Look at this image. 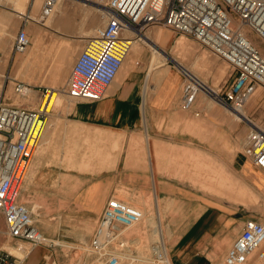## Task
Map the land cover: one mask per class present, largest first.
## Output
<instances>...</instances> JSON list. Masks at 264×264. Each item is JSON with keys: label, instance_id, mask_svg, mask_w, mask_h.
Listing matches in <instances>:
<instances>
[{"label": "rangeland", "instance_id": "1", "mask_svg": "<svg viewBox=\"0 0 264 264\" xmlns=\"http://www.w3.org/2000/svg\"><path fill=\"white\" fill-rule=\"evenodd\" d=\"M15 1L14 3L10 1L0 7V57L5 69L3 73L10 72L15 79L33 84L32 86L35 88L31 92L38 95V100L30 101L32 94L30 97L14 94L11 85L6 88V99L9 103L24 108L37 109L43 97L46 96L45 102H47L51 92H55L48 109L46 128L48 141H45V132L32 159L21 202L25 203L32 211L35 224L45 238L42 245H48L53 249L55 258L57 257L61 264H97L90 249V241L97 224L96 220L89 218L90 213L83 209L86 207L85 205H72L69 202L79 203V200L86 199L81 196L89 187L97 185V197L88 198V200L92 204V209L99 215L102 208L99 205L100 195L105 185H109L110 170L116 166L117 157L111 155L110 148L102 147V144L96 141L92 143L82 141L79 139L80 134L77 131L66 130L64 132V126L61 124L53 126L52 123L56 116L61 115V112L65 115L69 108L77 102L70 99L65 93L68 80L73 65L87 41L93 37L96 28L105 24L109 12V0H63L61 12L57 13L56 11L54 13H57L55 18L59 25L52 30L50 29L53 26L51 22H47L45 27L38 23H36L38 26H35L32 21L29 22L25 29L30 37L31 46L25 53L18 54H14L12 48L23 22L18 17V4H15ZM39 1L41 4L42 0ZM64 3L65 14L63 12ZM38 6L39 2L30 13L32 17L37 18L39 15ZM28 7L29 0L24 7V14H26ZM154 29L159 30L162 35L167 34L169 36L170 42L166 46V51L170 58L163 60L162 63H169L175 72H177L178 67L173 58L208 87L215 89L217 94L223 90V86L228 85L233 80L232 71L228 65L193 39L176 34L161 26L152 27L145 33ZM245 31L256 46L259 47L258 42L264 45V42L251 30L245 28ZM86 35H88L87 38H85ZM142 43L145 44L141 41ZM146 45L143 46L147 47L152 54L153 49ZM34 47V53L37 52L38 54L32 57V60H28L33 54L29 52ZM160 53L163 55V51ZM262 53L264 54L263 51ZM32 65L35 67L33 79H31ZM141 66L142 63L137 67ZM157 68L158 66L150 68L146 90L150 88L149 80ZM122 72L123 66L113 81V86L118 85L119 80L125 75ZM141 79L144 78L141 77ZM36 80H39L38 84ZM183 81L184 77L180 79V89H182ZM201 94L203 95V93ZM207 96L205 101L214 107L216 115L228 117L226 125L232 131L230 155L233 159L236 153L243 148L244 135L239 134V132L244 128L245 125L242 121H246V118L241 116L239 112L220 105L213 97ZM15 100H18L19 104ZM244 110L247 111L245 117L253 119L258 126L264 127V87L257 90ZM201 120H203L202 116H200ZM199 127L200 132L208 131L205 125H199ZM247 132L248 128L246 129ZM120 138L123 137L120 136ZM121 141L120 139V155L123 151ZM198 160L199 193L200 195L201 193L208 195L204 199L206 203L199 206L200 212L207 205H211L223 213L234 215L236 218L241 216L247 220L253 219L264 224L263 170L254 169L249 164L247 169L249 172L245 175L224 165L217 158L212 159L200 154ZM30 172H34L31 177ZM244 176L247 178L246 180ZM65 184L72 185L71 188L74 190L72 195L62 196L63 190L69 191L68 188H61ZM52 186L54 190H50ZM29 189L32 191L30 195ZM91 193V196H96V192L92 191ZM122 194H125L123 190L114 197L140 209L144 216L137 225L124 229L122 231L123 244L114 246L120 258V264H178L170 254V244L165 236L166 224H174L175 222H167L162 219L160 200L158 199L159 202L156 204V199L150 193L145 198L137 196V202H131ZM3 221L0 214V225ZM174 229V232H180L179 229ZM162 246L166 252L168 249L170 262L164 258ZM216 250L217 252L211 254V264H224L226 255L222 253L221 247L216 248ZM166 252L164 251L165 255H167ZM157 253L162 255L163 259H160ZM53 262L54 258H51L50 264ZM245 264L264 263L258 261L256 255L253 254Z\"/></svg>", "mask_w": 264, "mask_h": 264}, {"label": "built area", "instance_id": "2", "mask_svg": "<svg viewBox=\"0 0 264 264\" xmlns=\"http://www.w3.org/2000/svg\"><path fill=\"white\" fill-rule=\"evenodd\" d=\"M36 0H29V11ZM59 0H42L39 15L21 14L23 26L13 43L14 54L31 46L26 31L29 22L43 24L56 12ZM104 25L96 28L73 65L65 93L75 101H101L122 67L131 42L148 29L166 27L189 37L225 62L233 80L217 95V102L233 111L246 107L260 87H264V54L248 37L245 28L264 42V0H109ZM248 35V36H247ZM181 105L190 109L200 93L207 92L201 80L187 70ZM11 85L16 95H28L35 86L19 81L10 72L0 73V214L7 235L40 246L45 238L37 228L32 211L21 196L35 151L46 131L48 108H24L6 99ZM251 124L243 152L264 171V127ZM143 212L123 200H108L93 232L90 249L97 264H120L114 246L123 244L122 231L143 219ZM158 257L162 258L159 253ZM256 255L264 263V224L248 219L224 264H245ZM8 251L0 254V264H21Z\"/></svg>", "mask_w": 264, "mask_h": 264}, {"label": "crops", "instance_id": "3", "mask_svg": "<svg viewBox=\"0 0 264 264\" xmlns=\"http://www.w3.org/2000/svg\"><path fill=\"white\" fill-rule=\"evenodd\" d=\"M10 1L14 3V0H0V7ZM62 1L58 5L57 13L62 10ZM38 2L40 6V1L36 0L34 8ZM16 3L18 17L22 19L20 15L25 12L27 0H16ZM63 6L65 14V3ZM29 10L28 7L27 12L31 13L32 10ZM57 13H53L47 21L52 22V30L59 25L55 18ZM33 24L36 26V23ZM149 33L160 34L158 44L164 47L163 59L169 60L166 51L170 42L169 36L162 35L156 29L150 30ZM258 43L264 52V45ZM139 44L140 50L135 56L134 68L126 72L118 85H111L101 101H77L65 115L61 112V115L53 119V126L61 124L64 126V132L77 131L80 140L90 143L96 141L102 144V147L110 148L111 155L117 157L116 166L110 170L109 185H105L100 195L99 205L102 208L99 215L92 209L88 200L97 197V185L89 187L81 196L86 199L69 204L85 205L83 209L90 213L89 218L95 219L97 223L108 200L118 195L119 191L123 190V197L131 202H137V196L145 198L152 193L156 204L158 199L160 200L162 219L175 222L165 226V236L168 238L173 260L178 264H211L210 257L212 253L217 252L216 248L221 247L222 253L227 254L247 219L223 213L211 205L199 211V206L206 203L204 199L208 195L199 193L198 158L200 154L212 159L217 158L224 165L245 175L249 172V164L254 169L257 168L244 155L243 148L231 159L232 131L226 125L228 117L216 115L214 107L205 101L207 95L200 96V93L190 109L182 107V89L179 82L184 75L179 68L175 72L169 63H162L153 71L149 80L150 88L146 90L152 54L143 46L145 44ZM36 54L38 53H33L30 58L27 55V59L32 60ZM141 63L142 66L137 67ZM34 69L32 65L31 79L34 78ZM3 71L5 69L0 57V73ZM36 83L38 84L39 80H36ZM200 116L203 117L201 121ZM247 118L255 123L253 119ZM242 123L248 128L247 133L245 126L239 132L244 135L245 144L251 124L245 120ZM199 125H205L208 131L200 132ZM45 132V141H48L47 129ZM120 139L123 146L121 155ZM32 173L34 172H30V177ZM244 178L247 179L245 176ZM53 186L50 190H54ZM71 187L72 185H62L61 188L69 189L63 190L62 196L72 195L74 190ZM92 191L96 192V196H91ZM30 192L32 191H29V195ZM3 223L0 225V254L8 251L14 257L21 258V264H50L51 258H54L53 264H61V261L55 258V251L48 245L34 247L28 242L12 238L7 235ZM174 228L180 232H174ZM166 253L168 255V249Z\"/></svg>", "mask_w": 264, "mask_h": 264}, {"label": "bare ground", "instance_id": "4", "mask_svg": "<svg viewBox=\"0 0 264 264\" xmlns=\"http://www.w3.org/2000/svg\"><path fill=\"white\" fill-rule=\"evenodd\" d=\"M61 0H59L57 2V7H56V10L58 8V5L60 3ZM64 10V9H63ZM104 14V12H103ZM64 15V14H63ZM49 19V18H48ZM48 19H46L44 21L43 24L41 25H44V27L46 26L45 24H47V21ZM34 23V22H33ZM52 24V22H51ZM37 25V24H36ZM42 27V26H40ZM248 36V35H247ZM5 37V35H4ZM88 35L85 36V38H87ZM160 37V35H158V33H143L142 35H139V39L136 40V41H132L131 42V48H130V51L126 57V59L124 60V65L123 66V72L124 74H126V72L130 71L131 69L134 68V63H135V56L138 54V51L140 50V44L139 42H144L145 44L149 45L152 49H153V52H152V56H151V59H150V63H149V70H148V75L150 74V68L152 67H155V66H159L162 64L163 62V55L160 53V51H163L164 52V47L159 45L158 44V38ZM249 37V36H248ZM250 38V37H249ZM251 39V38H250ZM4 40V39H3ZM6 40V39H5ZM160 40V39H159ZM252 40V39H251ZM5 42V41H4ZM253 42V41H252ZM34 49L35 47L29 52V53H34ZM139 56V55H138ZM144 58V57H143ZM142 60V59H141ZM174 63H176L177 67L181 70V71H184V70H187L180 62H178L176 59H174ZM122 68V67H121ZM120 68V69H121ZM120 71V70H119ZM188 71V70H187ZM122 72V73H123ZM189 72V71H188ZM119 73V72H118ZM117 73V74H118ZM193 75V74H192ZM117 76V75H116ZM116 78V77H115ZM115 80V79H114ZM202 82V81H201ZM202 84L204 85L205 89L207 90V92H204L203 94H207L211 97H213V99L217 100V92L215 89H212L210 87H208L205 83L202 82ZM32 94V92L30 91L28 96L30 97V95ZM55 94V92H51V95L49 96V99L47 100V102H45V97H43L42 99V102L37 106V108L42 105H46V107L49 109L50 105H51V102H52V97L53 95ZM202 95V94H201ZM200 95V96H201ZM25 100V99H24ZM38 100V95H35V94H32V96L30 97V101H37ZM16 103L19 104V101L18 100H15ZM245 109V107H244ZM240 110L239 113L241 114V116H244V118H247L245 116H247V111L246 110ZM236 112V111H235ZM162 254L164 256V258L166 259L167 262H170L168 259V255H165L164 251L166 252V249L164 250V247L162 246ZM162 256V257H163Z\"/></svg>", "mask_w": 264, "mask_h": 264}]
</instances>
